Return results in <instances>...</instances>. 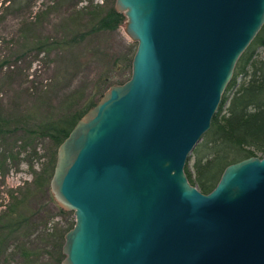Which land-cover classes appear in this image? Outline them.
<instances>
[{
	"label": "water",
	"instance_id": "95a60500",
	"mask_svg": "<svg viewBox=\"0 0 264 264\" xmlns=\"http://www.w3.org/2000/svg\"><path fill=\"white\" fill-rule=\"evenodd\" d=\"M136 43L113 84L57 149L50 191L72 211L61 264H264V155L202 193L184 168L264 0H115Z\"/></svg>",
	"mask_w": 264,
	"mask_h": 264
},
{
	"label": "rangeland",
	"instance_id": "374dc122",
	"mask_svg": "<svg viewBox=\"0 0 264 264\" xmlns=\"http://www.w3.org/2000/svg\"><path fill=\"white\" fill-rule=\"evenodd\" d=\"M5 1L0 0V60L8 55L11 64L0 68V118L6 128L0 133V215L13 202L22 201L23 212L35 214L36 221L23 234L6 240L0 264H24V248L42 255L47 263L52 249L45 245V237L52 228L61 229L67 221L73 222L74 216L60 213L45 191L34 193L35 179L50 165L67 135L52 141L35 137L34 130L50 119L63 122L71 130L111 85L119 84L105 83L102 75L120 77L123 63L109 71L112 62H122L129 53L125 44L132 41L123 24L118 30L93 33L83 40L71 36V32L88 30L90 17L72 22L66 16L69 2L65 0H10L8 8L9 1ZM57 1L56 9L37 16L44 6ZM86 1L81 0L77 7ZM36 41L59 45L38 50Z\"/></svg>",
	"mask_w": 264,
	"mask_h": 264
},
{
	"label": "trees",
	"instance_id": "16d2710c",
	"mask_svg": "<svg viewBox=\"0 0 264 264\" xmlns=\"http://www.w3.org/2000/svg\"><path fill=\"white\" fill-rule=\"evenodd\" d=\"M6 2L5 0H2ZM10 7V0H8ZM59 1V0H58ZM58 1L44 6L38 11L37 16L47 15L51 10L59 6ZM69 2L67 18L76 22L83 16L89 18V29L83 33H70L76 39L83 40L93 33L111 32L121 28L125 21L122 13L115 8V0L103 2L102 5L87 0L86 4L77 7L81 0H65ZM3 3V2H2ZM73 36V37H74ZM61 43V42H59ZM38 50L49 46L59 45L56 42L36 41ZM61 45V44H60ZM127 52L122 62L119 59L112 62V68L123 63L120 77L113 79L112 75H102V81L110 83H124L131 74V62L136 50V44L127 41ZM135 46V47H134ZM11 64L7 55L0 60V68ZM122 76L124 78H122ZM35 137L45 136L55 141L59 137H65L69 131L63 122L50 119L43 122L34 130ZM5 121L0 118V133H5ZM264 155V24L258 31L249 46L239 57L232 78L228 83L219 107L211 120L208 131L203 135L192 154L187 160L184 171L191 185L196 186L202 193H209L217 184L224 168L234 162L248 157H261ZM193 159L190 165V160ZM56 153H53L50 165L44 169L35 179L37 187L34 193L44 192L57 210L62 214H70L60 207L54 200L50 191L49 181L53 173ZM22 201L12 203L5 214L0 215V254H3V246L9 237L23 234L30 225L35 226V214L26 215L22 208ZM74 225V221H67L61 229H51L44 243L52 249V256L46 263L42 255L36 252L23 250L21 253L24 264H61L64 255L62 246L64 235ZM55 230V231H54ZM23 236V235H20ZM51 243L49 244V242Z\"/></svg>",
	"mask_w": 264,
	"mask_h": 264
}]
</instances>
